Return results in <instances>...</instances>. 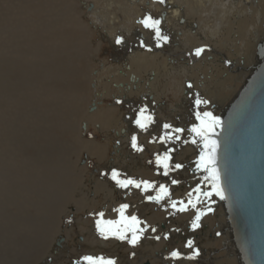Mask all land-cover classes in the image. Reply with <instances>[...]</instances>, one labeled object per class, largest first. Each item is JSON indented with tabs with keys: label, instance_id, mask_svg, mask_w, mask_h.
<instances>
[{
	"label": "bare ground",
	"instance_id": "6f19581e",
	"mask_svg": "<svg viewBox=\"0 0 264 264\" xmlns=\"http://www.w3.org/2000/svg\"><path fill=\"white\" fill-rule=\"evenodd\" d=\"M166 2L168 4H166V6H169V10H166V8L161 9V6L158 3H154L152 0L81 1V3L87 7L92 6L91 11L85 15L86 18H88L86 21L91 23L99 22L111 35H114L117 29L131 32L135 27V19L141 16L143 10L150 9L154 12H161L162 10V13L165 12L163 18L166 22V28L170 30L168 24H171L172 27L176 28V30L180 32V39L178 38L179 41L184 42L185 46L191 51L194 47L198 48L197 46L200 44L202 46L203 44H209L212 47V52L209 51L203 53L200 56V59L198 60L197 58L196 62L190 66L188 65L187 61L182 58H177L178 62L176 66H173L170 64L166 56H161L156 52L146 53L143 50H139L128 56L124 67L119 64L111 66L96 76H91L89 70L86 71V73H81V77L84 79L82 83L84 90H82L83 88L80 86L81 82L79 83L77 80V76H80L79 72L77 71V73L74 70L70 71L71 67L69 65L70 60H72L75 55L78 54L77 49L80 46V40L77 39L75 41L77 42L76 46L71 45L73 43H67L70 38L65 35V31H69L67 34H70L72 33L73 29H77L80 33L83 31H86L87 33L90 29L89 26L85 21H82L79 18L76 19L71 14V12L68 11V9H65L66 25L63 26L58 24L61 25V27H58V32L57 29H55L56 27H51L53 32H57L54 35L48 31L44 32V37L41 38V45L44 47L43 55L41 57H34L33 61L36 64L33 67L35 68L34 73H32L34 74V78H37V76L39 77L37 85L33 89L35 92L46 87L47 74L50 76L48 79H50L49 82L51 85L55 83V85H52L53 89H50L51 91L54 90V93H52L51 96L48 94L49 97H53V99L51 100L50 98H47V94L46 99L44 98L46 101L47 99H50L51 101L43 104V106L47 109L46 114H48V119H41L40 124L43 123L42 121H45V130L42 131L38 129L39 131L44 132L42 134L40 133L43 142L39 145L35 144L38 146V148L28 144L27 146L29 147V150L27 148V150H25L26 152L17 150L15 145L13 148L18 151V155L24 154V156H26V158L29 160H33V158L38 156V161L34 162V165L36 166L33 172L32 169L30 170L32 173L31 176H29L31 184L28 186L27 192L29 191L31 194H33V196L36 195V198L39 197V199L46 200L40 203L39 208H36L37 206L32 205L30 201L26 199L23 203L27 204L28 206H26V208L22 207L21 210L17 211V215L15 212L9 211L14 206V201L16 200L15 198L11 199L10 201L8 200V202L4 204L5 206H0L1 215L4 214L7 216H12L15 214L12 216L14 223L10 226V228L8 224L1 225L0 227V240H2L3 243L0 246V264H56L55 260L57 259L58 255L54 256L53 254V250L56 248V242L58 241L59 244H64L66 240H71L74 237L73 233H75L71 224L68 225V223H64L65 217H68L71 213L73 215L79 212L89 213L92 211L91 209H95V211L106 208L110 209L111 207L117 206L118 202H120L116 200L114 191L111 190L108 185H106L107 183L105 184L101 181H94L93 185L89 184L87 193L81 194V196L77 195L79 194L78 189L82 186L83 180H85L84 173L85 166H87L86 163L81 164L80 167L77 166L80 160L81 151H86V154L90 155V157L94 156L97 158V160L104 162L106 160L108 161L110 152V147L107 145L100 146L94 142L84 140L85 138L82 139V136L79 132V120L82 118L87 122L95 123L97 124L99 130L117 128L118 133L121 126H124V122L122 121V113L119 112L117 106L109 105L105 107L95 102L93 110H91L92 112L89 113L86 111V106H84L85 104L83 105V97L86 96V90L89 89V85L85 86L88 84L86 82L94 80L96 81L97 86H99L100 92L103 95H109L110 91L119 92L125 96V99L127 98V101L130 100L131 96L145 97L146 92L155 91L153 94V101H156L157 96H160V92L164 90V84L162 81H164L165 85H167L169 78L177 75L178 81H176V85L178 86L180 92H183L182 82L185 79H188L192 80L193 82V87H191L192 89L196 88V86L200 89L202 88V91H204V93L209 98H211L213 104L211 109H208L207 107V110L196 108V111H210L213 115H216L218 112L225 111L229 103L240 92L244 84L248 81L262 60V58L258 55V47L264 42V0H166ZM174 2H181L179 4H184L185 16H189L184 18L185 21H183L181 24L180 18L182 15L180 9L174 7ZM209 12L212 14H209ZM204 14H206V16H204ZM60 19L64 18L60 17ZM82 19H84V17ZM59 23L61 22L59 21ZM73 33H75V35L80 34L76 32ZM178 44H176V48L181 50L179 47L182 45L181 43V46ZM224 50L226 51V54L223 53ZM222 54L225 55V59L221 58ZM228 59H231L232 62H230L231 66L226 68V64L229 63ZM69 71L71 74L73 72L75 75L71 76ZM62 72L68 73V77L64 76ZM14 77L12 78L14 79ZM19 77L22 78L21 76ZM31 78L32 77L29 79ZM24 79H26V77ZM113 84H121V86L114 90L112 88ZM185 91L189 92L187 90ZM66 93L69 94V97H74H71L73 98L71 102H67L65 98L58 99V97H64ZM80 94H82L81 100L77 101L76 98L77 96H81ZM152 98L150 96L147 98V100L151 101ZM0 99L4 98L2 97ZM186 99L187 98L184 97L182 104L187 102ZM9 104L12 105L11 103ZM13 106H16V104L10 107V111L8 113V115L10 114V118L8 119V122L6 121L8 123V127L5 133L7 136L12 135V137H15V135L24 136L22 139H25V136H28V132L26 130L22 135L20 134L22 130H25V126L22 124L23 121L20 119V113H18L19 111L16 112ZM196 111L191 113L193 117ZM43 114L45 115V113ZM0 118H4L3 115H1ZM41 118H43V116ZM38 119L40 118L38 117ZM37 122L39 121L37 120ZM33 126L35 127V124ZM29 127L30 125L28 128ZM0 141L2 140L0 139ZM30 142H33L32 139ZM199 146L196 151L189 149V151L186 153L187 157L190 156V158H194L195 156V164H197L198 161L197 154L201 150V147ZM2 152L4 151L2 150ZM114 152L116 153L115 155H117L119 153V149H115ZM55 159L58 162L63 163V165L57 163V167L60 170L55 167ZM17 162L19 163V161ZM49 162L52 163L51 167L47 166V163ZM10 166L12 167L13 165ZM24 167H28L26 166V163ZM5 168L10 169L9 167ZM37 170H40V173H42L43 170H48V172L52 171L54 173L52 175H45L44 177L43 174H37ZM197 170L200 171L198 167ZM197 173L202 176L201 171ZM2 175L5 179L6 176L4 174ZM11 179H13V177ZM202 179L205 183H203L204 186L207 189H210L208 182L204 180V175L202 176ZM6 180L8 181V178ZM14 181L15 178L12 182ZM86 182L88 183V181ZM12 184L13 183H11V185ZM3 185L5 186V184ZM180 189L184 193H187L184 191V186L183 189L182 187ZM89 194L90 196L88 197ZM171 195L172 197L177 198L182 197L184 194L178 190V192H172ZM201 198L202 197H199V201L196 203L195 208L191 207V205L187 202L189 200L196 202L197 199H183V205L187 204L188 206L185 211L180 213L179 217L185 218L192 216L194 212L200 208L199 206L203 202ZM211 199L214 200L216 198L214 195H211ZM216 206L217 209H215L212 214L205 216L202 222L204 232V238L202 239L203 246L207 247L206 249L210 251L214 249L217 250V254L212 256H210L209 251L206 252L207 260L205 264H240L237 255V249L235 248L231 221L229 217H227L223 206L220 203H217ZM32 208H34V211H31ZM114 209L115 208H113V210ZM162 215V212L159 211L151 212L150 219L152 221H160L162 219ZM109 217L114 218L115 213H110ZM87 221H89L88 218L85 219V222ZM148 221L150 220L148 219ZM216 226L220 228L225 226L223 235L214 238L210 237L209 232L213 233ZM82 232H80V235L86 241L90 239L92 240V238L101 241L100 239L96 238L97 235L95 237L91 236V238L82 235ZM94 244L96 245V243ZM163 245L164 241L154 242V245L147 241L143 249L153 250L155 248H161ZM185 251L189 252L190 250L187 247L185 248ZM83 264H86V262Z\"/></svg>",
	"mask_w": 264,
	"mask_h": 264
},
{
	"label": "rangeland",
	"instance_id": "374dc122",
	"mask_svg": "<svg viewBox=\"0 0 264 264\" xmlns=\"http://www.w3.org/2000/svg\"><path fill=\"white\" fill-rule=\"evenodd\" d=\"M64 1H65V3H64ZM81 1L82 0H59V1H57V0H0V95L2 94L0 96V98H2V97L4 98V99H0L3 101V102L0 101V108H1L0 109V117H1V115H3V117H4V118H0V139L2 140V141H0V148H1L0 149V162L2 163V164L0 163L1 164L0 165L1 166L0 167L1 168L0 169V171H1L0 172V174H1L0 180H2V181H0L1 182V184H0V187H1L0 188V206H5L4 204H6L8 202V200L10 201L11 199L15 198L18 201H16V200L14 201V206L9 211L15 212L16 215L18 213L17 211L21 210L22 207L26 208V206H28L27 204L23 203V202H25L26 199L29 200L32 205L37 206L36 208H39L40 203H42L44 200H46V199H39V197L36 198V195L33 196V194H31L29 191L27 192L28 186L31 184V182L29 180L30 179L29 176H31L32 173L30 172V170L32 169V172H33V170L36 166V165H34V162L38 161V156L33 158V160L32 159L29 160L26 158V156H24V154L18 155L19 153H17L18 151H16V149H17V150H22V151L26 152L25 150H27V148L29 150V147L27 146L28 144H30L33 147L38 148L37 145H39L40 143L43 142L41 134L44 133L42 131L45 130V125H44L45 121H42L43 122V123H41L42 127H41L40 122H41V119L42 120H44L46 118L48 119V114H46L47 109H46V107L43 106V104L48 103L53 99V97H49L48 94H50V96H51L52 93H54L53 92L54 90L51 91L50 89H53L52 85H55V83H53L51 85V83L49 82L50 79H48V78H50V76H49V74H47L46 78L48 80L46 79V87L41 89L42 91L40 90V91L35 92V90H33V89L36 87L39 77L37 76V78L36 77L34 78V74H32V73H34L35 68H33V67L36 64L33 61L34 57H41L43 55L44 47L41 45V40H42L41 38L44 37V32L48 31L49 33H52V35H54L58 32L59 26L60 27H61V25L65 26L66 25V18H65L66 13H65V11L67 9H68V11L71 12V14L76 19L79 18L82 21H85L86 24L89 26L90 29L87 33H86V31H83L82 33H80V32H78L77 29H73L72 33H70V34H67L69 31H67V32L65 31V33H66L65 35L70 38L67 43H69V44L73 43L71 45L76 46L77 42H75V41L77 39L80 40V46L77 49L78 54L75 55V57L72 60H70L69 65L71 67L70 71L74 70L76 72L77 71L79 72L80 76H77V80L79 83L81 82L80 83L81 87H82V83L84 81L83 77H81L82 76L81 73H86V71L89 70V73L91 74V76L92 75L96 76L97 74L102 73V71H104L105 69H107L111 66L118 65V62L123 64L125 62V58H126V55H124L125 53H127L129 55V54H132L135 50L136 51H139V50L142 51L141 47H139L140 45L137 46L136 45L137 42L134 39V36H136L138 34L135 32V27L132 29L131 32H127L125 30L117 29L115 31L114 35L108 34L106 32L107 30L99 22L96 23L93 21L94 23H91V22L86 21V19L88 20V18H86L85 15H86V13L90 12L91 10L89 11L87 9V6L83 5V3H81ZM59 2H61V3H59ZM174 3L176 5L179 4V2H174ZM163 7H165V6H162L161 9H163ZM174 7H177V6H174ZM166 10H168V9H166ZM152 14L154 16L158 15V14H159L158 15L159 17L162 16L160 11L154 12L152 10V13L150 16L153 19H154V16H152ZM209 14H212V13L209 12ZM80 15H81V17H80ZM204 16H206V14H204ZM60 17L64 18L65 21H64V19H60ZM83 17H84V19H82ZM58 20L61 23H59ZM58 24H61V25H58ZM51 27H53V28L56 27L55 29H57V32H53V30H51ZM73 32L80 33V34L75 35V33H73ZM164 32H167L169 34L171 33L175 43L170 46L169 42L167 41L166 43L161 42L160 46H157V41L155 38L151 39L149 42L144 40V43L146 45L144 44L143 46L146 48V50H150V52H152L154 50H161L162 49L163 52H161V54L163 56H166V58L168 60H170L171 58L172 59L173 58H179L180 59L182 57L187 58L190 54L193 57H195V55H194L195 49L194 48H196V47H194L192 49V51H190L189 48H187L185 46L184 42L179 41L180 38L178 39V37L180 35V32H178L179 34L177 33L176 36H174L173 33L168 29H165ZM36 33H38V34H36ZM115 35L124 36V37H122L124 42L122 44H116L115 43V40H116ZM133 40H135V41H133ZM126 41H127V44L125 43ZM180 43L182 46L180 45ZM149 44H151V46H149ZM176 44L181 46V47H179L181 50L176 49ZM200 45H198V46H200ZM209 49L205 48V51L209 50ZM172 50H175L176 54ZM223 53L226 54V51L224 50ZM224 54H223V56H224ZM197 58H198V60L200 59V57H197ZM221 58H222V56H221ZM192 60H193L192 62L194 64V62H196V60H194L193 58H192ZM228 60H229V63L226 64V66H225L226 68H229V66H231L230 62H232V60L231 59H228ZM4 62H6V63H4ZM31 64H33V65H31ZM70 71H69V74H71ZM62 73L64 76L68 77V73H66V72H62ZM72 75H75V74L72 72L71 76ZM14 76H16V77H14ZM19 76H21L22 78H20ZM29 76L32 78L29 79L30 78ZM12 77H14V79ZM25 77H26V79H24ZM26 80L29 82H27ZM176 81H178L177 75L169 78L167 85H165L164 81H162V83L164 84L163 87H164L165 91L163 90L160 92V96H157L156 101H153L154 100L153 94L155 93V91L146 92L145 97H143V98L140 96H134V97L131 96L130 100L127 101V100H125L124 96L122 94H120L119 92L110 91L109 95H103L100 92L99 86H97V83L94 80L86 82L88 84H86L85 86L89 85V87H88L89 89L86 90L87 91L86 96L83 97V101H84L83 105L85 104L84 106H86V111L89 113L92 112L91 110H93L95 102L97 104L105 106V107H107L109 105L117 106L119 112L122 113V121L124 122V126H121V128L119 129V135L124 134V135H126V137L124 136L125 138H118L119 136L117 137V135L115 133L118 131L117 128L116 129H109V130H103V129L99 130V128L97 127V124L87 122V121H85V119H82V118H81V120H79V132L82 136V139L85 138L84 140L94 142L95 144H98L100 146H106L107 145L108 147H110V152H109V156H108V161L106 160L104 162L101 160H97V158H95L94 156L90 157V155L86 154L87 153L86 151H81L80 160H79V163L77 164V166L80 167L81 164H85V163L87 166H85V173H84V179L85 180H83L82 186L78 189L79 194H77V195L81 196V194L87 193V188L89 187V184L93 185L94 181H101L105 184L108 182L106 185H108L109 188L114 191L115 197L117 198L118 201L121 199H136V201L139 205V206H137V209H138L137 215L139 213H141V216H142V214H145L147 211L156 212L154 210V207L145 206L144 204L139 203L140 199H142V198L147 199L145 197V195L149 194V192H145V191L142 192L140 190V188H136V187H132L131 192L124 191L122 188L118 187L115 184V182L112 181L110 178V175H111L110 170H112L111 168H113L120 173L121 179H125V177L123 176L125 174H128L130 176H137L135 178L137 181H148L150 179L152 182L157 183L156 185L154 184L155 190H156V187L159 183L168 182V180L163 179L164 177L160 176V174L158 173L159 168L156 167L158 165L155 164V162L153 160V157H155V156L157 157L158 155H160V153H159L160 148H155L156 147L155 139L151 138L152 134L151 135H149V134L145 135V133L141 134L142 130L139 128L136 129V131L132 130L133 129L132 127H131L132 128L131 131L128 132V130H127V125L129 123V122L127 123V121L129 120L130 122H133L134 117H135V111L142 105L148 106L150 104V101H148L146 99L149 96H153V98L151 100V101H153L151 106L154 105L156 108V118H155L156 122L154 123V126H156V128H159V129H152L151 132L157 131V133H158V132H160V130H161L160 128H162L164 124H171L172 123L171 125H173V123L175 121L177 122V124L178 123L184 124V136L185 137L183 138L182 143H179V145L177 146V154H176V159L180 160V163L182 165L181 171L177 172V174L175 172H172V171H170L168 173L169 177H171V176H173L174 178L178 177V179H181V181H180V184L177 185L178 186L177 188H176V186H172L169 188V190L173 189L174 193L178 192V190H180L184 194L182 197H177L174 199H197V197H200L199 196L200 194H198L195 190H192V187L188 184V179L185 176V174L189 171V169L187 167L188 163L191 164L190 156H188V157L186 156V153H187L186 149L190 147V145H188L189 141L187 140L190 137V133H189L190 130L186 127H187V124L190 122L189 119H192L191 113L196 111V108H195V110L192 109L194 111L191 112V104H192L191 100H193V99L195 100L197 95H199V97L202 99H204V98H205V100L209 99V100H207V101H209V103H208L209 105L208 104L207 105H201L200 106L201 110H203V109L207 110V108L211 109V106L213 104H212L211 98H209L204 93V91H202L203 90L202 88L200 89L197 86H196L197 89L191 88V87H193L192 80L185 79L182 82L183 92H180V90L178 89V86L176 85L177 84ZM189 84L191 85V87H189ZM50 86H51V88H50ZM112 86H113L112 88L114 90H116L118 87L121 86V84H117V85L113 84ZM82 88H83L82 90H84V86ZM184 90H187L189 92H186ZM44 91H46V92H44ZM46 94L48 97L46 96ZM101 94H102V96H101ZM80 95L81 96H79V97L77 96V98H76L77 101L81 100L82 94H80ZM46 97L50 98L51 100L47 99V101H46L45 100ZM71 97H73V96H71ZM71 97H69V94L66 93V95L64 97H58V99L65 98L67 102L68 101L71 102V100H73V98H74V97L73 98H71ZM184 97H188L187 98L188 104L187 103L182 104V100L184 99ZM117 101H120V103H117ZM9 103H11L12 105L16 104V106H13V107L15 108L16 112L19 111L18 113H20V119H21V121H23L22 124L25 126V130H22L20 134L22 135L23 132L26 130L28 132V136H25V139H22V138H24V136H20V135L18 136V135L14 134L15 137H12V135L7 136V134L5 133V131L8 127L7 122H8V119L10 118V114L8 115V113L10 111V107H12V105H10ZM193 105L195 106L194 103H193ZM48 112H49V109H48ZM43 113H45V115ZM42 116H43V118H41ZM38 117L40 119H38ZM34 118H35V120L37 119L39 122H37V120L35 121ZM32 120H34V121H32ZM5 123H7V124H5ZM160 123H163V124H160ZM34 124H35V127L33 126ZM5 125H7V126H5ZM29 125H30V127L28 128ZM4 128H5V130H4ZM38 129L42 130V131H39ZM31 130H33V131H31ZM34 131H36L37 133ZM166 131H171V129L166 130ZM131 133H133L137 137L138 146L143 149L142 151L134 150L131 152V149H133L131 146V138H132ZM37 134L39 135V137ZM32 136H33V138H32ZM31 139L33 142H30ZM118 139L120 141V144L117 143ZM21 140H23L24 142ZM150 140L154 141V142H150ZM35 144H37V145H35ZM14 145L17 147L16 149L13 148V147H15ZM20 146H23V147H20ZM114 147H121V155H118L117 157L114 155V150L116 149ZM192 148H193V145H192ZM2 150L5 153L2 152ZM136 155H137V157H136ZM3 158L9 162L5 161ZM2 160H3V162H2ZM10 160H11V162H10ZM20 160H21V162H20ZM17 161H19V163ZM54 162H55V167H57V165H58L57 163L63 165V163L58 162L56 159ZM3 163H4V165H3ZM21 163L24 165H22ZM25 163H26V166H28V167H24ZM28 163H29V165H28ZM51 164L52 163L49 162V163H47V166L51 167ZM10 165H13L16 168H14L13 166L11 167ZM16 165H18V166L20 165V166L18 167ZM32 165H34V166H32ZM5 167H9L10 169L5 168ZM20 167L22 168V170ZM12 170H14V171H12ZM18 170H19V172H18ZM58 170H60V169L58 168ZM16 172H17V174H16ZM36 173L37 174L40 173V170H37ZM53 173L54 172H52V171L48 172V170H43V172L40 174L41 175L43 174L45 177V175H49V174L52 175ZM2 174H4L6 177L9 176V177H7L9 182L6 180L7 179L6 177L4 179V176ZM182 175L184 176V178ZM24 176H25V178H24ZM12 177H13V179H11ZM21 177L24 179H22ZM14 178H15V181L12 182L14 180ZM16 179H18L19 181ZM23 180H24V182H23ZM169 180L172 181L171 178H169ZM86 181H88V183ZM15 182H17V183H15ZM25 182H26V184H25ZM2 183L5 184V186ZM11 183H13V184L11 185ZM7 185H10V186H7ZM183 186H184V191L187 193H184L180 189L181 187L183 189ZM154 191L152 190V193H155ZM80 192H82V193H80ZM89 196H90V194L88 195V197ZM163 199H168V202L170 203L171 202L169 200L170 199V193H169L168 197H164ZM196 203H197V200H196ZM111 209H112V207L109 209V212H111ZM91 210L92 211L89 213L79 212V213L75 214L74 217L69 215L68 217L64 218V223H68L69 220L72 218L71 219L72 222H73V220H76L77 229H80L81 227L85 226V225H81L80 224L81 221H79V220L88 218L90 220V222L93 223V220H95V218L97 217L96 213L101 209L96 210V211H95V209H91ZM31 211H34V208H32ZM157 211H159V210H157ZM161 212H163V210ZM168 212L169 211H167V213ZM176 213H178V212H175L173 214L171 213V215L168 216V219L170 218L172 220L171 222H175L174 226L178 227V226H176L178 224L177 222H180L181 223V224L179 223L180 226H184L185 228H187V225H188L189 229H191L192 227H191V224H189L188 220L181 219L180 217H178L179 215ZM15 214H13V215H15ZM169 214H170V212H169ZM12 216L0 214V223H1L0 227H1V225L8 224L9 228H10V226L14 223L13 222L14 219H12ZM72 222H70L68 224H71ZM156 222L159 223L161 221H156ZM185 223H186V225H185ZM170 224L171 223L169 220L168 225H166V226L170 227L172 225V224L171 225ZM198 231H201V230H199V228H198ZM184 234L186 235V233H184ZM191 238L193 239V237H191ZM168 240H170V238H168ZM76 242L82 243L81 247H78L76 245ZM126 243H128V242H126ZM2 244H3L2 240H0V246ZM181 244L182 243H180V242L174 243V244L167 243V244L163 245V248L167 247L168 248L167 252H168L171 247H173V246L179 247V246H181ZM72 246L76 247L77 249L74 250L72 248ZM114 247L112 249H110V247H106V250L100 249L98 246L93 244L91 241H87V243L86 242L83 243L82 238L76 234L73 237V241L70 244H68L67 250L64 252L63 255H61L62 257H60L59 261L62 262L63 264H82V262H84V260H82L80 258L83 255H86V253H82L84 251L85 252L89 251L88 253H90L92 251V252H94L96 257H103L105 259H109L110 257H108V256L114 255V253L116 252V250L114 251ZM120 251L122 252L123 256H120L117 259L118 261L123 260L122 258L126 259L125 254L127 253L128 250H127V248H124V249H121ZM136 251H139V254L141 251H144V254H146L147 250L145 251L144 249L141 248V245H139V246H137ZM153 252H154V250H153ZM139 254H135L132 257L134 259L132 260V258H131V261H134L136 258H138ZM192 262H194V261H192ZM144 264H147V262L145 261ZM187 264H196V263L187 262ZM198 264H201V263L199 262Z\"/></svg>",
	"mask_w": 264,
	"mask_h": 264
},
{
	"label": "water",
	"instance_id": "95a60500",
	"mask_svg": "<svg viewBox=\"0 0 264 264\" xmlns=\"http://www.w3.org/2000/svg\"><path fill=\"white\" fill-rule=\"evenodd\" d=\"M258 53L262 60L251 77L225 111L214 115L221 125L211 136L218 144L215 167L225 198L213 195L231 221L240 264H264V42ZM202 150L203 142L197 159Z\"/></svg>",
	"mask_w": 264,
	"mask_h": 264
},
{
	"label": "flooded vegetation",
	"instance_id": "af4514ba",
	"mask_svg": "<svg viewBox=\"0 0 264 264\" xmlns=\"http://www.w3.org/2000/svg\"><path fill=\"white\" fill-rule=\"evenodd\" d=\"M89 7V6H88ZM87 7V8H88ZM163 9H164V7H163ZM166 9H168L169 10V6H166ZM165 15V12H164V14L162 13V16H160L161 18L163 17ZM205 45H200V46H198V47H203V48H205L204 47ZM139 47H141V46H139ZM210 47V46H209ZM196 49V48H195ZM197 58V57H196ZM222 59H225V55L223 56V54H222ZM222 59H221V62H222ZM230 67V66H229ZM191 84V83H190ZM140 97H144V96H140ZM147 100V99H146ZM148 101H150V100H148ZM192 101V106H193V109L195 110V106L193 105V103H194V99L193 100H191ZM152 105V101H150V104L148 105V106H140L136 111H135V117H134V120H133V122H131L130 124L128 123V125H127V130H128V132L129 131H131L130 130V128L132 129V130H134V131H136V129H138V127L136 126V124L134 123V121H135V119H136V115H137V113L139 112V110L141 109V108H145L146 110H147V114H150L151 116H152V118H153V122L149 125V127H148V129L145 131V130H142V133L141 134H143V133H145V135H147V134H149V135H151L152 134V139H155V144H156V147L155 148H160L159 149V153H160V155H158V156H163L165 153H167V154H169L170 155V157H171V159H170V161H169V163H170V165H172V167H171V169L168 171V173L170 172V171H172V172H175L176 174H177V172H179V171H181V168H179V169H176L175 168V165L176 164H181L180 163V160H177L176 159V154H177V146L179 145V143H182V141H183V138L185 137L184 136V131L182 132V133H179V134H176V133H172L173 134V136L175 137V136H177L178 135V139H176V138H174V139H172V140H168V141H171L170 143L168 142V141H161L160 140V137L162 136V135H164V133H165V129L162 127V128H160L161 130H160V132H158L157 133V131H153V132H151L152 131V129H159V128H156V126H154V123L156 122V120H155V118H156V108H155V106L153 105V106H151ZM192 117H193V115H192ZM191 117V118H192ZM129 121V120H128ZM189 123L187 124V127L186 128H188L189 130L192 128V126L194 125V124H197L198 123V121L196 122V117H195V115H194V117L192 118V119H189ZM130 122V121H129ZM160 124H163V123H160ZM172 124V123H171ZM170 124V125H171ZM172 128L174 129V128H182V129H184V124L183 123H178L177 124V122L175 121L174 123H173V125H172ZM140 129V128H139ZM163 130V131H162ZM115 132V131H114ZM116 133V135H117V137L118 138H125L126 137V135H124V134H122V135H119V133L118 132H115ZM189 133H190V137L187 139L188 141H189V143H188V145H190V147L189 148H187L186 149V151H189V149H192V150H194V151H196L197 150V148H198V146L199 147H201V143H202V141L200 140V138L199 137H196L195 136V134H193L191 131H189ZM128 135V134H127ZM125 136V137H124ZM131 136H134V134L133 133H131ZM151 139V140H152ZM150 140V142H154V141H151ZM193 140H195L196 142L195 143H193L192 141ZM117 143L118 144H120V141H119V139L117 140ZM168 143V144H167ZM164 144H166V145H168V146H164ZM193 145V148H192V145ZM114 148H116V149H119V153L117 154V155H115L116 153L114 152V155L117 157L118 155H121V147H114ZM170 148V149H169ZM135 149H131V152L132 151H134ZM137 151V150H136ZM114 157V156H113ZM136 157H137V155H136ZM153 160H154V162H155V164H157V162H156V156L155 157H153ZM196 163V158H195V156H194V158H191V164L190 163H188V169H189V171L185 174V176L187 177V179H188V184L192 187V190H195L196 188H200V190H201V192L200 193H198V194H200L199 196L200 197H202L201 199L203 200V202H204V204H203V202L200 204L201 206H199L200 208L198 209V210H196L195 212H194V214L192 215V216H190V217H185V218H181V219H183V220H188V222H189V224H191V222H192V220L195 218V215L197 214V212L199 211V212H203V213H205L202 217H201V221H200V226L198 227L199 228V230H201V231H198V228H196L195 230H193L192 228L191 229H189V226L187 225V228H185L184 226H180V222H178V224L176 225V226H178V227H175L174 226V223L175 222H171L172 220L169 218L168 219V216L169 215H171V213L173 214V213H175V212H178V213H176V214H178V215H180V211L178 210L182 205H181V202H183L182 200L183 199H174V197H172V192L174 191L173 189L172 190H169V188L170 187H172V186H176V188L178 187L177 185H179L180 184V181H181V179H178V177L177 178H174L173 176H171V177H169V175L167 174V175H165L164 174V168L162 167V166H160V165H158V166H156V167H158L159 169H158V173L160 174V176L161 177H164L163 179H166V180H168V182H161V183H159L158 185H157V187H156V190H155V188L153 187V188H150V189H148L147 191H145V192H149V194H146L145 192V197L147 198V199H140V201H139V203H142V204H144L145 206H151V207H154V210L157 212V210H159V212H161L162 210H163V212H162V221L161 222H156V221H158V220H155V221H152L151 219H150V217H151V211H147L145 214L147 215H145V214H142V216H141V213H139L138 215H137V211H138V209H137V206H139L138 205V203H137V201H136V199H121V200H119L120 202H118V204H117V206H115V207H112V210H111V212H109V208H106V209H102V210H99L98 212H104L105 213V216H104V219H106V220H115V219H118L119 218V215H118V213L116 212V211H114L113 210V208H118L121 204H128L129 205V208L127 209V211H126V215H135V216H137V218L140 220V221H142V223H141V225H140V227L141 228H143V229H145V231L143 232V234L141 235V237H140V240H139V242L135 245V246H132L131 244H129V243H126L127 242V240H124V241H121V240H118V239H116L115 237H109L108 239H104L100 234H99V232L97 231V229H96V219L98 218V216L95 218V220H93V223H91L90 222V220L89 221H87V222H85V219H82V220H79V221H81L80 222V224L81 225H85L84 227H81L80 229H77V226H76V220H73V222H72V218L69 220V222L68 223H70V222H72L71 223V225L73 226V230L75 231V233H73L74 234V236L76 235V233H77V235L78 236H80L81 238H82V242L84 243V242H87L86 240H84V238L80 235V232H82V235H84V236H88V237H95L96 235V238H98V239H100L101 241H98V240H95L94 238H92V240L90 239V240H88V241H92V243L94 242V243H96V246H98L100 249H105L106 250V247H110V249H112L114 246V251L116 250V252L114 253V255H111V256H108V257H110L109 259H111V260H114L115 262H116V264H144V262L146 261L147 262V264H187V262H190V263H203V264H205L206 263V260H207V258H206V252L207 251H209V254H210V256H212V255H214V254H217V250H208V249H206L207 247H205V246H203V244H202V239L204 238V232H203V218L205 217V216H207V215H209V214H212L213 213V211H215V209H217V206H216V204L218 203V201H217V199H214V200H212L211 199V196L210 197H204V195H203V193L204 192H209L210 191V189H207L205 186H204V181H203V179H202V176H203V173H201L202 174V176L199 174V173H197V172H200V171H198L197 170V164H195ZM190 164V165H189ZM162 168V169H161ZM112 170H113V168H111ZM112 170H110V172L112 171ZM124 177H125V179H134V180H136L135 178L137 177V176H130V175H128V174H125V175H123ZM183 176V175H182ZM169 178H171L172 179V181H173V179L174 180H177V181H179V183H177V184H173L172 183V181H170L169 180ZM183 178H184V176H183ZM103 179V178H102ZM183 181V180H182ZM107 182V181H106ZM148 182L149 183H151V184H157V183H155V182H152L150 179L148 180ZM192 182H193V184H192ZM108 183V182H107ZM204 183V184H203ZM161 185H164L165 187H167L168 188V190H169V193H170V203L168 202V199H161L159 202H157L156 200H149L148 199V197L149 196H156L157 195V192L159 191V187L161 186ZM132 187H134V186H132V185H129L127 188H122L124 191H127V192H131L132 191ZM190 189V188H189ZM140 190L143 192V190H142V188H140ZM151 190V191H150ZM152 190L155 192V193H152ZM196 193V192H195ZM168 197V196H167ZM116 200H117V198H116ZM173 201H175L176 202V207L175 208H173L172 207V202ZM163 205V206H162ZM185 205V204H184ZM207 206V207H206ZM136 209H137V211H136ZM208 209H211V211H208ZM130 210V211H129ZM167 211H169L170 212V214H169V212L167 213ZM175 211V212H174ZM97 212V213H98ZM154 212V211H153ZM96 213V214H97ZM110 213H115V217L114 218H110L109 217V214ZM72 217H74V215L71 213L70 214ZM145 215V216H144ZM107 216V217H106ZM179 217V216H178ZM148 219L150 220V221H148ZM169 220H170V223L172 224H170L171 226L170 227H168V226H166V225H168V222H169ZM186 222V221H185ZM188 224V223H187ZM69 225V224H68ZM185 225H186V223H185ZM217 227V226H216ZM214 228V231H213V233H211V232H209V236L210 237H220V236H222L223 235V233H224V231H225V226H223V227H217V228ZM152 228H155L156 229V231H152L151 229ZM81 230V231H80ZM197 230V231H196ZM89 233H88V232ZM152 233V234H151ZM184 233H186V235L184 234ZM129 235V238H131V233H129L128 234ZM184 237H183V236ZM157 236H159L160 237V239L159 240H157L156 239V237ZM165 236H167V239H165L164 237ZM179 237H181V238H179ZM191 237H193V239L191 238ZM168 238H170V240H168ZM162 239V240H161ZM104 240V241H103ZM180 240V241H179ZM189 240H191V241H193V248L192 249H190L189 248V252H186L185 251V248H187V242L189 241ZM73 241V238L71 239V240H66V242L64 243V244H59V242L57 241L56 242V248H58L59 249V251H58V249H56L55 248V250H53V254H54V256H57V259L55 260V262H56V264H63L62 262H60L59 261V259H60V257H62L61 255H63L64 254V252L67 250V248H68V244H70L71 242ZM143 241V242H142ZM147 241H149L151 244H153L154 245V242H159V241H164V244H167V243H171V244H174V243H178V242H180V243H182L181 244V246H179V247H177V246H173V247H171L170 248V250L167 252V250H168V248L167 247H165V248H163V246L161 247V248H155V249H153L154 250V252H153V250H145L146 251V254H144V251H141L140 252V254H139V251H136V248H137V246H139V245H141V248L143 249V247H145L144 245L147 243ZM100 242V243H99ZM125 242V243H124ZM93 243V244H94ZM81 244L82 243H79V242H76V245L78 246V247H81ZM64 245V246H63ZM63 246V247H62ZM181 247V248H180ZM72 248L74 249V250H76L77 248L76 247H74V246H72ZM124 248H127V255L125 254V258L126 259H124V258H122L123 260H117L120 256H123L122 255V252L120 251L121 249H124ZM163 248V249H162ZM182 249H184V250H182ZM194 249H196V250H198L199 251V255L198 256H196L194 259H189V256L191 257L192 255H193V250ZM62 250V251H61ZM172 251H179L180 253H181V258H179V259H173L172 257H171V252ZM89 252V251H88ZM88 252H82V253H86V255H83L80 259H82V260H84L83 259V257H85V256H93V257H96L95 256V254H94V252H90V253H88ZM186 252V253H185ZM161 253V254H160ZM135 254H139V256H138V258H136L133 262L131 261V258L135 255ZM187 254H188V256H187ZM134 258H132V260H133ZM131 261V262H130ZM175 261V262H174ZM192 261H194V262H192ZM197 261V262H196ZM84 262H86V261H84ZM84 262H82V264L84 263ZM150 262V263H149ZM153 262V263H152Z\"/></svg>",
	"mask_w": 264,
	"mask_h": 264
},
{
	"label": "snow or ice",
	"instance_id": "6c2138e0",
	"mask_svg": "<svg viewBox=\"0 0 264 264\" xmlns=\"http://www.w3.org/2000/svg\"><path fill=\"white\" fill-rule=\"evenodd\" d=\"M159 3L163 4L165 0H158ZM140 24L143 25L145 29H149L152 32L155 33V39L157 41V46H160L161 42L166 43L168 41V36L162 35L160 24L161 21L159 19H153L150 15L146 16L144 19L139 21ZM124 42L122 37H117L115 40L116 44H122ZM143 46V42H142ZM205 52V48L198 47L194 51L195 57H200ZM189 87L191 85L189 84ZM117 103H120V101H117ZM209 101L202 99L197 95V97L194 100V104L197 109L200 108L201 105H207ZM196 120L199 121L198 124H194L190 131L195 134L196 137H199L200 140L203 142L204 150H202L200 157L197 161L198 168H202L205 172L208 173L207 176L204 177V180L208 181L212 185V192H204L203 195L206 197H210L215 193V195L219 196L221 199H224V191L220 184V176L219 171L215 167V151L218 147L217 141L212 139L211 136L215 133V129L221 125V120L219 117L214 116L210 111H196L195 112ZM153 122V118L150 114H147V110L145 108H141L139 112L136 115V119L134 123L138 128L141 130H147L149 125ZM163 128L165 130L171 129V131H165L164 135L160 137V140L168 141L172 140L174 138L178 139L177 136H173V132L176 134L182 133L184 129L182 128H172V125L170 124H164ZM193 143L196 141L193 140ZM131 146L133 149L137 151H142L143 149L138 146L137 143V137L134 135L131 138ZM171 157L169 154L165 153L163 156H157L156 162L158 165L162 166L164 168V174L167 175L168 171L171 169L172 165H170ZM181 164H176L175 168L179 169L181 168ZM110 178L112 181L115 182V184L120 188H127L129 185H132L136 188H142L143 191H147L150 188H153L154 185L149 183L148 181H137L134 179H121L120 173L113 169L111 171ZM173 184L179 183L177 180L172 181ZM195 191L197 193H200V188H196ZM169 195V190L164 185H161L159 187V191L157 192L156 196H149V200H156L159 202L164 197H167ZM199 201V197H197V202ZM188 204L191 205V207H196V202H193L192 200L188 201ZM181 207L178 209L180 212H183L186 210L187 205H183V202H181ZM172 207H176V202H172ZM129 208L128 204H121L118 208L114 209L119 215L118 219L115 220H106L104 219L105 213L104 212H98L96 215L98 218L96 219V229L99 232V234L104 238L108 239L110 236L115 237L118 240L124 241L127 240L129 244L132 246H135L139 240L145 229L141 228L140 225L142 221H140L137 216L135 215H126V211ZM208 211H211V209H208ZM205 213L203 212H197L195 215V218L191 222V227L193 230L198 228L200 226L201 217ZM153 232L156 231L155 228L151 229ZM129 233H131V238H129ZM167 239V236L164 237ZM157 240L160 239L159 236L156 237ZM188 248H193V241L189 240L186 245ZM199 255V251L194 249L193 255L189 257V259H194L196 256ZM171 257L173 259H179L181 258V253L179 251H172ZM84 261H86V264H116L114 260L111 259H105L103 257H93V256H85L83 257Z\"/></svg>",
	"mask_w": 264,
	"mask_h": 264
},
{
	"label": "crops",
	"instance_id": "0c3cea01",
	"mask_svg": "<svg viewBox=\"0 0 264 264\" xmlns=\"http://www.w3.org/2000/svg\"><path fill=\"white\" fill-rule=\"evenodd\" d=\"M154 3H158L161 7L162 6H166V4H167V2H166V0H165V2H164V4H161V3H159L158 2V0H152ZM179 3H181V2H179ZM168 5V4H167ZM174 6H177L179 9H180V12H181V21H180V24L181 23H183V21H185L184 20V18H187V17H189V16H185V5L184 4H178V5H176V4H174ZM159 8V7H158ZM164 8H166V7H164ZM92 9V6L90 7H88V10L90 11ZM160 9V8H159ZM142 12H144V13H142L141 14V16H139V17H137L136 19H135V32L136 33H138L136 36H134V39L136 40V45L137 46H141V49L144 51V52H146V53H158V54H161V52H163L162 51V49L161 50H154V51H152V52H150V50H146V48L144 47V46H142V42H143V45L145 44L144 43V40H146V41H150L151 39H154L155 38V33L154 32H152L151 30H149V29H145L144 27H143V25L142 24H140L139 23V21L140 20H142V19H144L146 16H149V15H151V13H152V10L150 11V9H146V10H143ZM161 14H162V10H161ZM164 14V13H163ZM159 15V14H158ZM158 15H153L152 14V16H154V19H159L160 21H161V24H160V29H161V33H162V35H166V36H168V42H169V44H170V46L172 45V44H174V40L172 39L173 38V36L171 35V33L169 34V33H167V32H164L165 31V29H167L166 28V22H165V20H164V18L162 17V18H160V17H158ZM133 26V27H134ZM168 27L170 28V30H172L173 31V35L174 36H176L177 35V33H178V31L176 30V28H174V27H172V25L171 24H168ZM193 29H194V27H193ZM139 30V31H138ZM171 31V32H172ZM108 34H110L108 31H106ZM142 34H141V33ZM177 32V33H176ZM176 33V34H175ZM179 34V33H178ZM180 36V35H179ZM117 37H124V36H118V35H115V39L117 38ZM179 38V37H178ZM172 39V40H171ZM135 40H133V41H135ZM126 44H127V41L125 42ZM148 44V43H147ZM155 44V43H154ZM146 45V44H145ZM205 46V48L206 49H209V50H206L205 52H212L213 51V49H212V47L209 45V44H204ZM149 46H151V44H149ZM210 46V47H209ZM164 48V47H163ZM177 49V48H176ZM211 49H212V51H211ZM138 50V49H137ZM190 50V49H189ZM159 51V52H158ZM172 51H174V53L176 54V52H175V50H172ZM191 51V50H190ZM134 52H136V50L134 51ZM133 52V53H134ZM204 52V53H205ZM132 53V54H133ZM124 55H126V58H125V62L127 61V58H128V56H130L131 54H127V53H125ZM162 55V54H161ZM170 55V54H169ZM163 56V55H162ZM171 56V55H170ZM165 57V56H164ZM192 58L193 59H195L196 60V58L195 57H193L191 54L186 58V57H182V59H185L186 61H187V63L189 64V65H192L193 64V60H192ZM173 60V61H172ZM125 62L123 63V64H121L120 62H118V64L119 65H122V67H124L125 65ZM169 62H170V64H172L173 66H176V64H177V62H178V60H177V58H173V59H170L169 60ZM188 80V79H187ZM185 91V90H184ZM150 97V96H149ZM124 98H125V96H124ZM151 98H152V96H151ZM186 98H188V97H186ZM127 99V98H126ZM125 99V100H126ZM186 101H187V99H186ZM185 101V102H186ZM187 104H188V102H186ZM185 103V104H186ZM193 109V107H192V104H191V112H193L194 110H192ZM193 118V117H192ZM128 122V121H127ZM131 122H129V124H130ZM124 131V130H123ZM169 143L171 142V141H168ZM168 144V143H167ZM164 146H168V145H166V144H164ZM170 149V148H169Z\"/></svg>",
	"mask_w": 264,
	"mask_h": 264
}]
</instances>
